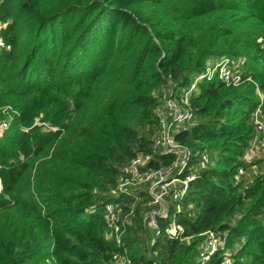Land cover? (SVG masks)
<instances>
[{"label":"trees","instance_id":"trees-1","mask_svg":"<svg viewBox=\"0 0 264 264\" xmlns=\"http://www.w3.org/2000/svg\"><path fill=\"white\" fill-rule=\"evenodd\" d=\"M223 56L252 61L239 68L264 95V0H0V120L12 118L0 135V264H107L124 251L130 264H200L208 230L228 237L206 264H264L252 83L204 79L190 98L193 123L175 138L192 150L181 177L194 178L168 206L178 236L168 218L149 233L147 191L135 201L119 187L137 156H150L141 171L174 161L152 150L160 92Z\"/></svg>","mask_w":264,"mask_h":264},{"label":"built area","instance_id":"built-area-1","mask_svg":"<svg viewBox=\"0 0 264 264\" xmlns=\"http://www.w3.org/2000/svg\"><path fill=\"white\" fill-rule=\"evenodd\" d=\"M239 67L240 60L235 62L232 58L223 56L217 61H210L205 70L197 75L187 88L174 90L171 86L170 90L161 91L160 104L157 108L159 126L152 138V150L161 154L173 155L175 157L174 161L154 170L141 171L140 167L145 165L150 156L147 155L146 158L137 156L132 159L127 170L130 176L125 178L119 186L120 188L125 185L130 186L131 194L135 195V201L143 199L141 192L147 191L149 200L144 205L150 208L144 211L143 221L147 226L157 228L159 218H168V225L164 228V232L169 237L178 236L183 229L181 225L176 223L174 216L169 217L168 206L169 204H175L177 208H180L178 201L184 197L190 181L194 178V172L185 175L184 178L181 177L184 171L190 168L192 150L179 143L175 138V134L194 117L190 98L193 92L195 93L198 90L197 84L199 81L217 79L227 87H237L244 82L252 83L255 86L258 103L251 116L256 133L251 140L252 143L249 144L250 149L247 158H250L251 154L256 158H264V95L259 90L256 81L250 75L244 76ZM9 109L10 107L4 108L3 112H8ZM11 121V115H7L3 120H0V135L9 127ZM42 124L48 126L46 122H42ZM201 158L203 164L209 160L206 152L202 153ZM259 172L257 166L252 167L253 174ZM243 173L244 169H239V174ZM105 210L107 215L113 218L115 207L112 204H106ZM160 233L161 231L156 229L147 247ZM203 236L204 238L199 245L200 264H206L212 255L225 247L228 232L226 230H208ZM231 263L232 259L228 255H223L220 264ZM107 264H130V259L126 251L124 253L115 252Z\"/></svg>","mask_w":264,"mask_h":264},{"label":"rangeland","instance_id":"rangeland-1","mask_svg":"<svg viewBox=\"0 0 264 264\" xmlns=\"http://www.w3.org/2000/svg\"><path fill=\"white\" fill-rule=\"evenodd\" d=\"M232 59L235 62H239V60H240V66H242L243 63H244V61H245V65L243 66V70L245 68L246 70H249L250 71L255 66V64L252 61L248 60L245 56H243V58H241V56H239L237 58H232ZM243 59H244V61H243ZM217 60L218 59H213L212 61H217ZM246 88H247V85H243L242 88H241V90H245ZM169 90H170V88H169ZM257 97H258L257 93L252 94V98L257 99ZM192 123H193V119L189 123L185 124V126H189ZM260 157H261V155H260ZM252 158H256V157L251 154L250 155V158H248V159L251 160ZM262 160L263 161L260 164V167L258 169H259V171L264 172V158H262ZM213 165H215V164L213 163ZM148 232L149 233L150 232H153V228L148 227Z\"/></svg>","mask_w":264,"mask_h":264}]
</instances>
